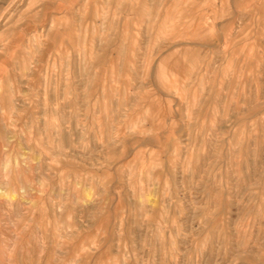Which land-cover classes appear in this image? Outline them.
<instances>
[{"label": "rangeland", "instance_id": "obj_1", "mask_svg": "<svg viewBox=\"0 0 264 264\" xmlns=\"http://www.w3.org/2000/svg\"><path fill=\"white\" fill-rule=\"evenodd\" d=\"M0 264H264V0H0Z\"/></svg>", "mask_w": 264, "mask_h": 264}]
</instances>
